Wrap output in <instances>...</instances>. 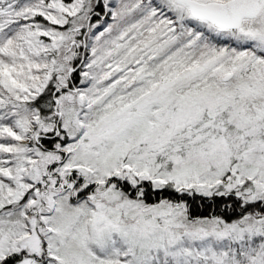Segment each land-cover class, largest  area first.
<instances>
[{"label": "snow or ice", "instance_id": "6c2138e0", "mask_svg": "<svg viewBox=\"0 0 264 264\" xmlns=\"http://www.w3.org/2000/svg\"><path fill=\"white\" fill-rule=\"evenodd\" d=\"M0 264H264V0H0Z\"/></svg>", "mask_w": 264, "mask_h": 264}]
</instances>
